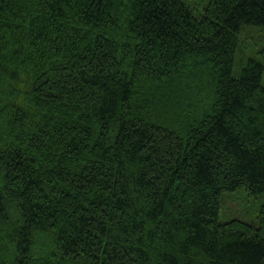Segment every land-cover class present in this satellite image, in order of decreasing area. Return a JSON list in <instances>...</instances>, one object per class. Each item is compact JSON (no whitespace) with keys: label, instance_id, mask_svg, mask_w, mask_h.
Segmentation results:
<instances>
[{"label":"trees","instance_id":"16d2710c","mask_svg":"<svg viewBox=\"0 0 264 264\" xmlns=\"http://www.w3.org/2000/svg\"><path fill=\"white\" fill-rule=\"evenodd\" d=\"M245 26L264 0H0V264H264Z\"/></svg>","mask_w":264,"mask_h":264},{"label":"rangeland","instance_id":"374dc122","mask_svg":"<svg viewBox=\"0 0 264 264\" xmlns=\"http://www.w3.org/2000/svg\"><path fill=\"white\" fill-rule=\"evenodd\" d=\"M249 58H255L264 66V26H245L238 34V46L234 55L232 74L239 76L241 68ZM264 85V72L262 75ZM220 209V219L238 217L249 220L253 214V204L255 200L249 197L244 190L224 195Z\"/></svg>","mask_w":264,"mask_h":264}]
</instances>
